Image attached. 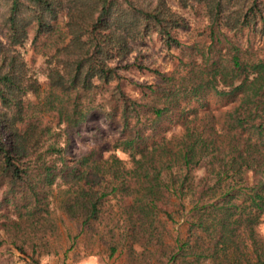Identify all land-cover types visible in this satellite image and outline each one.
I'll return each instance as SVG.
<instances>
[{"label":"trees","instance_id":"obj_1","mask_svg":"<svg viewBox=\"0 0 264 264\" xmlns=\"http://www.w3.org/2000/svg\"><path fill=\"white\" fill-rule=\"evenodd\" d=\"M178 1L204 9L209 41L132 96L112 62L151 32L181 45L166 0H0V190L15 207L2 226L18 250L46 248L60 187L58 207L110 255L127 239L160 264H264V49L233 40L245 28L264 40V0ZM30 33L43 84L17 51ZM207 94L227 107L204 108ZM96 117L121 134L112 151L71 157L65 130ZM165 120L180 132L166 136Z\"/></svg>","mask_w":264,"mask_h":264},{"label":"rangeland","instance_id":"obj_2","mask_svg":"<svg viewBox=\"0 0 264 264\" xmlns=\"http://www.w3.org/2000/svg\"><path fill=\"white\" fill-rule=\"evenodd\" d=\"M166 3L183 20L184 26L177 29L181 45L167 46L158 33L151 32L134 44L129 55L112 62L119 66L117 70L122 76L123 87L132 96L141 95L136 83L148 85L159 81L160 73H168L176 69L179 59L185 55L191 44L197 41L201 44L209 41L206 30L208 21L201 6L183 7L178 0H166ZM31 38L30 33L24 44L17 47V51L25 63L27 76L43 84L46 80L45 57L36 51ZM233 40L244 48H252L256 52H262L264 49V40L255 30L245 28L236 34ZM155 70L159 73H155ZM29 97L35 99V95L29 94ZM206 101L204 108L212 109L215 113L227 107L222 105L218 97L211 94H207ZM181 104L187 108H199L197 99L184 101ZM159 129L165 132L166 136L180 132V127L170 120L162 122ZM65 132L70 137L67 151L71 157L90 149L107 156L112 151L110 147L113 142L121 136L120 132L112 129L103 117L93 118ZM63 138L64 136L61 140ZM116 153L122 158H127L120 151ZM59 188L54 187L53 193L56 199L49 214L54 224L53 229L46 231L43 237L46 248L38 245L36 252H32L30 243H25L24 250L20 251L7 239L2 222L5 220L4 215L15 216V207L2 203L4 193L0 190V264H160L156 247L149 244L148 249L141 252L142 249L137 244L133 246L135 249L131 250V240L127 239H123L119 249L110 255L107 243L99 233L87 231L81 233L80 222L68 218L58 207V201L63 197ZM114 202L115 200L112 203ZM177 226L168 224L171 234H175L174 229ZM183 230L182 228L181 231ZM258 231L264 236V221L259 224Z\"/></svg>","mask_w":264,"mask_h":264}]
</instances>
